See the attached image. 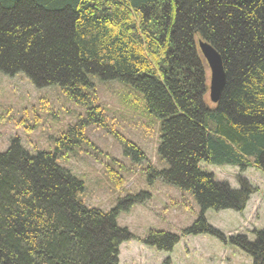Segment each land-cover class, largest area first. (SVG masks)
<instances>
[{"label":"trees","instance_id":"16d2710c","mask_svg":"<svg viewBox=\"0 0 264 264\" xmlns=\"http://www.w3.org/2000/svg\"><path fill=\"white\" fill-rule=\"evenodd\" d=\"M199 40L225 67L215 108L205 102L209 67ZM0 72H22L41 88L59 85L88 113L54 152L33 154L19 138L0 151V264H119V246L132 238L118 216L147 193L110 211L88 207L84 181L58 163L59 153L85 143L89 124L105 126L88 95L92 76L131 85L160 119L158 153L168 167L150 170V178L191 192L201 208L183 234H210L264 264V227L252 241L227 236L205 217L208 209L242 213L256 188L241 174L232 187L200 166L264 172V0H0ZM123 148L145 159L135 144ZM179 240L151 230L143 241L172 251Z\"/></svg>","mask_w":264,"mask_h":264},{"label":"rangeland","instance_id":"374dc122","mask_svg":"<svg viewBox=\"0 0 264 264\" xmlns=\"http://www.w3.org/2000/svg\"><path fill=\"white\" fill-rule=\"evenodd\" d=\"M91 80L94 87L88 95L101 109L105 126L89 124L85 143L74 151L59 153L58 163L84 181L80 198L88 207L110 211L128 195L143 192L149 196L118 216L119 226L132 234L119 246V264H253V258L236 245L206 233L183 234L197 220L201 208L191 192L150 178V170L168 167L158 153L160 119L147 110L144 94L131 85L98 76ZM209 85L210 71L205 102L215 108ZM87 114V107L72 100L59 85L41 88L22 72H0V151L19 138L33 154L54 152L57 139ZM124 141L139 147L145 159L136 162L126 156ZM200 166L232 187L239 186L237 176L241 174L256 188L242 213L232 209L205 212L214 229L255 240V231L264 227V172L255 166L242 172L238 166L205 161ZM151 230L177 234L180 240L172 251L159 250L143 241Z\"/></svg>","mask_w":264,"mask_h":264},{"label":"water","instance_id":"95a60500","mask_svg":"<svg viewBox=\"0 0 264 264\" xmlns=\"http://www.w3.org/2000/svg\"><path fill=\"white\" fill-rule=\"evenodd\" d=\"M198 46L208 64L210 71V99L218 103L226 83V72L220 53L208 42L198 41Z\"/></svg>","mask_w":264,"mask_h":264}]
</instances>
